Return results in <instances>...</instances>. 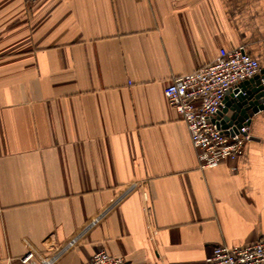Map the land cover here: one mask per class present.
<instances>
[{"label":"crops","instance_id":"0c3cea01","mask_svg":"<svg viewBox=\"0 0 264 264\" xmlns=\"http://www.w3.org/2000/svg\"><path fill=\"white\" fill-rule=\"evenodd\" d=\"M244 46L264 0H0V264H202L264 236V110L201 168L164 89Z\"/></svg>","mask_w":264,"mask_h":264},{"label":"built area","instance_id":"2783aa9c","mask_svg":"<svg viewBox=\"0 0 264 264\" xmlns=\"http://www.w3.org/2000/svg\"><path fill=\"white\" fill-rule=\"evenodd\" d=\"M261 70L259 60L244 46L222 48L213 61L174 77L165 87L169 105L187 124L201 168H213L243 154L246 142L252 138L250 119L240 126L233 122L224 129L218 117L226 107V98L245 94L243 82ZM22 261L37 264L33 253ZM86 264H125V259L100 249ZM202 264H264V236L246 245H218Z\"/></svg>","mask_w":264,"mask_h":264},{"label":"water","instance_id":"95a60500","mask_svg":"<svg viewBox=\"0 0 264 264\" xmlns=\"http://www.w3.org/2000/svg\"><path fill=\"white\" fill-rule=\"evenodd\" d=\"M242 88L245 94H240L236 99L226 98V107L218 117L219 124L224 129L233 122L240 126L247 118L251 121L253 114L264 110V69L243 82Z\"/></svg>","mask_w":264,"mask_h":264}]
</instances>
